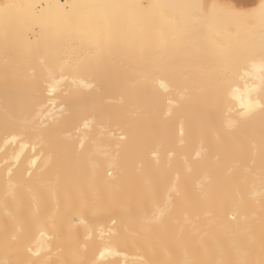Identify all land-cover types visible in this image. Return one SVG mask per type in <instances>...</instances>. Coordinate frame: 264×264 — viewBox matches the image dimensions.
Returning <instances> with one entry per match:
<instances>
[{
    "label": "bare ground",
    "instance_id": "1",
    "mask_svg": "<svg viewBox=\"0 0 264 264\" xmlns=\"http://www.w3.org/2000/svg\"><path fill=\"white\" fill-rule=\"evenodd\" d=\"M0 264H264V0H0Z\"/></svg>",
    "mask_w": 264,
    "mask_h": 264
}]
</instances>
